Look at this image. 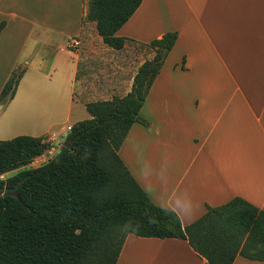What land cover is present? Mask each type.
I'll return each mask as SVG.
<instances>
[{"label": "crops", "instance_id": "obj_1", "mask_svg": "<svg viewBox=\"0 0 264 264\" xmlns=\"http://www.w3.org/2000/svg\"><path fill=\"white\" fill-rule=\"evenodd\" d=\"M83 8L84 0H0V95L18 61L28 60L6 104L8 135L0 116V140L45 137L56 148L80 122L70 119L83 55L68 47L73 40L81 45ZM170 32L178 39L168 58L177 51L178 63L171 69L164 63L140 115L167 146L175 134L180 139L178 181L141 182L120 155L125 146L121 160L150 200L176 212L184 227L235 197L264 210V0H143L117 35L131 40L125 50H150L147 44ZM60 37L67 46L56 44ZM24 83L34 85V97L23 99ZM132 133L152 134L139 124L126 140ZM117 264L206 261L185 240L130 235ZM234 264L264 263L238 257Z\"/></svg>", "mask_w": 264, "mask_h": 264}, {"label": "trees", "instance_id": "obj_2", "mask_svg": "<svg viewBox=\"0 0 264 264\" xmlns=\"http://www.w3.org/2000/svg\"><path fill=\"white\" fill-rule=\"evenodd\" d=\"M142 1L84 0L83 27L94 24L103 44L121 51L131 40L117 34ZM177 39L170 32L146 45L154 56L138 69L130 93L86 102L90 119L71 127L46 165L4 178L54 145L45 137L0 140V264H117L130 235L185 240L206 264L238 257L264 263V210L235 197L184 227L176 212L150 200L119 156L133 125H149L140 112ZM96 63L80 58L78 79L88 83ZM24 73H12L0 103L13 99ZM15 187L20 200L3 195Z\"/></svg>", "mask_w": 264, "mask_h": 264}, {"label": "rangeland", "instance_id": "obj_3", "mask_svg": "<svg viewBox=\"0 0 264 264\" xmlns=\"http://www.w3.org/2000/svg\"><path fill=\"white\" fill-rule=\"evenodd\" d=\"M84 30L85 33L80 38L81 45L78 47V50H73L83 55L80 58L92 59L99 64L96 63L97 65L93 68V76L88 79V83H82L83 86L77 91L76 98L78 101L73 105L71 123L77 119H79L78 121H83L90 118L89 113L86 111L87 109H85L86 107L84 108L86 102L111 100L116 96L122 97L125 95L130 88V79L133 72L152 53L143 47L131 45L127 50L114 51L103 44L93 24H86ZM21 43L19 38L18 44ZM58 43L59 45L67 46L68 39L60 37L56 44ZM68 48L70 49V47ZM178 56L177 51H175V53L166 59L167 69H171L175 63H178ZM65 57L69 60L67 54ZM27 61L26 58L20 59L18 67L12 73L17 69L24 70L28 68ZM31 76H34L33 72L30 73ZM24 87L23 99H29L31 94H33V97L35 96L33 84L24 83ZM7 102L0 103V116L3 115L2 131L5 135L10 133L6 132V130H9L13 124L12 121L9 122L10 119L12 120L10 113L9 115L5 113L8 109V106H6ZM8 110L10 111L11 109L9 108ZM139 125L144 130L152 132V134L132 133L126 140L127 144L123 145L125 147H123L120 153L122 159L131 168L132 172L139 177L141 182H177L180 174V166L177 161L180 139L175 134L170 137V146H167L165 140L162 139V134L156 132L157 129L153 122H149V125ZM61 144L58 145L59 147L57 146L58 148L54 146V151L52 149L45 153L31 166L38 167L47 161L48 158L55 154L56 149H60ZM48 153L50 154L49 157H47ZM4 178L8 177L5 176Z\"/></svg>", "mask_w": 264, "mask_h": 264}, {"label": "water", "instance_id": "obj_4", "mask_svg": "<svg viewBox=\"0 0 264 264\" xmlns=\"http://www.w3.org/2000/svg\"><path fill=\"white\" fill-rule=\"evenodd\" d=\"M69 134H70V132H68L67 136H68ZM64 141H66V139H65ZM56 146H57V145H56ZM66 146H69V143H67ZM60 151H61L60 149L57 150L56 153H55L52 157L48 158V160L45 161V162H43L40 166H44V165H46V164H47L52 158H54L56 155H58V154L60 153ZM49 156H50V154L48 153V154H47V157H49ZM30 168H32V166H28V167L23 168V169H20V170H18V171H14V172H12V173L6 175V176H7L8 178H10V177H14L17 173L23 171L24 169H30ZM3 195H4V196H13V197H16L17 199L20 200L19 187H15V188H12V189L8 188V189H6V190L4 191V194H3Z\"/></svg>", "mask_w": 264, "mask_h": 264}, {"label": "built area", "instance_id": "obj_5", "mask_svg": "<svg viewBox=\"0 0 264 264\" xmlns=\"http://www.w3.org/2000/svg\"><path fill=\"white\" fill-rule=\"evenodd\" d=\"M78 40H73L70 44H69V47L72 48V49H78Z\"/></svg>", "mask_w": 264, "mask_h": 264}]
</instances>
